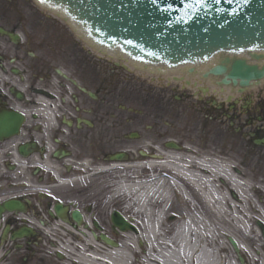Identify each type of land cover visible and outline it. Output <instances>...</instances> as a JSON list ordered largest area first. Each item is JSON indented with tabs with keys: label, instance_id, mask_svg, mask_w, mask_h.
Wrapping results in <instances>:
<instances>
[{
	"label": "flooded vegetation",
	"instance_id": "af4514ba",
	"mask_svg": "<svg viewBox=\"0 0 264 264\" xmlns=\"http://www.w3.org/2000/svg\"><path fill=\"white\" fill-rule=\"evenodd\" d=\"M0 28L6 31V34L0 32V72L7 79L27 87V94H34L37 89L48 92L56 76L57 61H61L62 67L68 71L69 65L62 61L66 54L67 59L76 58L77 62L73 61L76 64L75 76L82 86L94 94L92 97L89 92L79 93L74 116H69L71 126L65 138L61 136V127L66 122L68 107L62 97L67 95V85L61 81V104L52 116L49 113L41 116L40 106L33 100L31 106L35 107L36 113L33 121L28 122L25 134L28 141L36 139L39 142L40 164L27 169L26 173L36 185H8V148L6 144L0 143V204L10 198H16L24 204L22 212L3 215L4 224L10 225L12 230L23 225L35 227L34 234L14 241L7 240L1 247L4 250L1 264H57L53 237L49 233H42L39 227L53 232L51 224L58 219L55 213L58 204H62L72 225H76L72 218L74 210L81 211L94 224V221H99L102 204L99 194L92 191V186L59 185L56 184L55 175L66 179L70 174L78 173V168H81L79 165L69 166L63 155L79 164L88 158L98 162L117 150L118 142L122 141L118 134L121 128L124 129L123 141H127L126 135L132 128L129 121L133 118L126 117L123 121L117 114L121 97L130 99L129 88H120L127 72L114 62L90 58L75 42L65 39L59 41L60 34L55 20L42 12L34 0H0ZM79 53L82 57H79ZM9 83L3 82L7 95L0 89V107L3 108L13 106L12 100H17L11 93ZM35 95L38 96L37 93ZM186 97L184 93L179 99L180 107L185 104ZM20 103L25 107L30 106L28 101ZM192 104L196 105L200 113L212 108L215 119L211 117L214 120L221 121V117L226 119L224 126L229 132V138L236 144H242L248 156L255 157L258 166L264 171V95L250 91L224 97L211 94L205 98H196ZM53 124L58 127L49 129ZM210 130L211 134L216 133L217 126ZM47 141L54 148L49 154Z\"/></svg>",
	"mask_w": 264,
	"mask_h": 264
},
{
	"label": "bare ground",
	"instance_id": "6f19581e",
	"mask_svg": "<svg viewBox=\"0 0 264 264\" xmlns=\"http://www.w3.org/2000/svg\"><path fill=\"white\" fill-rule=\"evenodd\" d=\"M58 11L60 12L57 15L64 17V13ZM67 19L69 20V17ZM69 22L74 26V30L82 32L79 24L72 20ZM125 59L129 58L125 56ZM165 78L172 80L171 76ZM174 80L186 84H202L203 86L196 90L198 96H201L203 90L210 89L208 85L212 86L215 82L212 79L203 82L200 77L185 74L176 76ZM260 84L264 86V80ZM255 87L257 86H252ZM212 91L220 97L235 95L232 88L212 87ZM139 96L140 94H136L135 97L140 99ZM42 101V98L36 99V103H40V111L45 113L47 111L44 109L45 105L41 104ZM185 115L187 114L182 111L178 122L182 123ZM161 118L169 121L164 114H161ZM149 128L153 129V132H146L143 139L135 142V145L142 148L146 156L152 154L153 157L146 160L135 158V161L126 166L129 171L126 175L121 171L123 167L115 166L118 170L116 179L110 185L111 193L121 209L132 213L133 220L139 219L136 231H120L124 241L118 246H106L85 235L83 243H80L81 248L77 249L82 250L78 260L85 264H134L132 259L136 257L143 264H261V257L255 255L250 245L254 234L257 232L259 235L254 223H250L251 220H260L264 224V212H261L264 204V178L255 170V159L246 161L248 154L240 145L232 144L230 148L226 147L227 140L222 135L223 128L220 126H217V135L209 141L210 146L205 148L202 142L183 138L184 144L179 150L167 147L166 139L171 136L170 132L158 130L157 123ZM148 150H152V153ZM14 160L16 163L20 161L17 156ZM165 167L172 170L173 176L178 180L190 185L203 205L199 209L198 217L202 219L199 221L200 226L194 220L182 221L175 225L169 237L164 229L165 209H155L158 204L168 199L169 189L150 184V181L158 179L154 171ZM144 173H148L149 177H144ZM254 190L261 195V202L254 201L251 194ZM229 214H243V217L248 218L243 223L239 222L241 224L235 235L228 236L230 228L224 230L221 225L213 227L208 222V216H215L220 221ZM226 237H232L238 243V256H242L240 251L249 253L243 263L237 260ZM204 240L208 241V246L204 244ZM137 241H141L139 250H136ZM69 253L75 255V248L71 244L67 249V254Z\"/></svg>",
	"mask_w": 264,
	"mask_h": 264
},
{
	"label": "water",
	"instance_id": "95a60500",
	"mask_svg": "<svg viewBox=\"0 0 264 264\" xmlns=\"http://www.w3.org/2000/svg\"><path fill=\"white\" fill-rule=\"evenodd\" d=\"M49 1L64 5L92 36L110 45L132 40L134 44L128 47L134 55L147 56L144 48L176 62L186 57L202 59L217 48L264 49V0H247L243 4L212 0L208 9L191 16L188 22L175 18L180 5L177 0ZM219 72L218 69L216 73ZM261 74L256 67L235 60L227 77L234 82L241 78L247 84ZM22 121L19 113L0 114V135L16 133ZM114 221L123 228L129 226L119 214L114 215Z\"/></svg>",
	"mask_w": 264,
	"mask_h": 264
},
{
	"label": "rangeland",
	"instance_id": "374dc122",
	"mask_svg": "<svg viewBox=\"0 0 264 264\" xmlns=\"http://www.w3.org/2000/svg\"><path fill=\"white\" fill-rule=\"evenodd\" d=\"M50 15H53V14H50ZM54 16V15H53ZM54 18L57 20L58 22V31L60 34L58 36V40L60 41H63V39L65 40H69V42H76V43H79L81 45H83V47L87 50H90V46L85 42V40H81L78 36V34L76 32H74L71 27L66 24L65 22L62 21V19H58V17H55ZM59 44V43H58ZM92 49V48H91ZM95 49H92V52L94 51ZM91 51V50H90ZM95 52V51H94ZM93 52V53H94ZM67 55V54H66ZM65 55V57H63L62 61L66 64H68V68L73 72L75 73V68H76V64L73 62V61H76L74 58H70V59H67L68 57ZM106 60H108L107 58H105ZM77 62V61H76ZM134 68V66L132 67ZM136 68V67H135ZM140 75V73L136 70V72H134L133 75H130L128 76V79H123L122 80V86H125L127 88H129V90L131 91L130 93V101L126 98V96H122L121 97V101L119 103V106H118V109H117V114L119 115V117H121V119L124 121L126 119V117H130V118H133V120L131 121L130 124L134 122H138L139 125H131L132 128L135 129V131H137L138 133L141 134V139H143L142 136H144V134L148 131H152L153 132V129H150L148 128L149 126H152L154 127V124L157 123V128L158 130H162L164 133L165 132H172L171 134L172 135H175L177 136L179 140H181L180 138H183V136H185L186 138L188 137H195L197 134H196V125L198 124V122L196 121V118L198 117L201 122L204 123H207V125H211L212 122L214 121V116L212 114V108H208V107H205L204 105H200V106H203L205 108H208V110L206 111L208 115L206 114H203V113H198L199 111L196 112V109L194 108H197L193 105V107H185V104L183 105L184 107L183 108H186V112H184V114H187L185 115V122L183 121V123L180 125V123H178V120L180 119L181 116L178 117L177 113L176 112H173V116L174 118H171V122H172V127L170 128H173V129H170L168 128V125H166L164 123V120H157V117H161V113H162V109L164 110V117H167L166 116V113L165 111H169L171 112L172 108H171V105L173 104H176L177 102H173L171 101V99L169 98V103L168 106L165 105V103H168L165 101V99L169 97V94H171L172 92L173 93H178V91L180 93L183 92V87L180 86V84L176 85L174 83L171 84V88H167V82L166 81H163L162 83H158L157 82V77H150V76H145L146 74L144 75H141V76H138ZM164 80H166L164 78ZM159 86H163V87H166L167 89V93H162L161 91H158V87ZM151 88H153L154 90H151ZM156 88V89H155ZM173 89V90H171ZM187 90V89H186ZM264 90V89H263ZM262 90L261 92V95H264V91ZM169 91V92H168ZM156 93V98L158 95H161L164 94V96H166L165 99L163 98H159L158 100L156 98H154V95ZM162 93V94H161ZM136 94H140L139 98H143V96H146L147 100L144 102V101H136L137 98L135 97ZM154 94V95H152ZM184 93L180 94V96H183ZM189 96H191V94L189 93ZM134 98L136 100H134ZM187 98V97H186ZM155 99V100H154ZM125 100H127L126 102H124ZM157 101V102H156ZM187 102H191V99L190 98H187ZM142 103V104H141ZM154 103V104H152ZM205 104V103H204ZM123 105H126L128 107H131V108H134L135 109V112L134 113H130V112H123L122 110H124L121 106ZM175 107L176 105H174V109L173 111H175ZM178 109V108H176ZM198 110V109H197ZM178 111L180 112L181 109H178ZM210 116H213L214 119L210 118ZM176 118H178V120L176 121ZM194 118H195V124H194ZM220 119H222L221 121H214L216 122L218 125L221 124V123H224V118L221 117ZM130 122V121H129ZM185 123V124H184ZM226 124V123H225ZM140 126V127H139ZM199 127V126H198ZM197 127V128H198ZM195 129V130H193ZM199 129V128H198ZM210 129V128H209ZM180 131H183L182 134L179 133ZM122 133V129L118 130V134H121ZM206 135V139L205 140H210L212 141L213 138L216 136V134H213V135H208L207 133H205ZM235 143V142H234ZM132 145L133 143H127V147L129 145ZM211 145V143H210ZM118 146L122 147V146H125V144L123 142H118ZM136 155H139L138 153V147L136 146ZM134 150V148H133ZM133 156H131L132 158ZM253 158L252 157H246V161H250L252 160ZM256 161V159H255ZM255 169L258 170V165L256 163L255 165ZM110 170V171H108ZM261 170V169H260ZM105 173L104 175L100 174V176L97 177V179H90V180H86V181H83L84 183H88L90 184L94 190V193L95 191L98 190V194L100 196V199L102 197V193L103 195L106 197L109 195L112 196V193H111V190L112 188H110L109 186L115 181L116 179V175H117V171L118 170H115L114 167L112 169H105ZM121 171H123V173L126 175L129 171H128V168L126 169H122ZM259 171V170H258ZM260 172V171H259ZM147 178V176L149 177V174L147 173H144ZM264 176V175H262ZM157 181V182H156ZM156 181H152L150 182V184H153L154 186H161V182L165 183V187L166 188H169V197H168V200H167V205L165 204H158V206L163 205L166 206L165 207V212H164V217H163V220L165 223H172V224H176L178 223L185 215L189 218V221L190 220H194L195 223H197L199 225V221L202 220L200 217H198L199 215V212H198V209L201 208L202 205V201H200V198L199 196L193 191V189L191 188V186H188L186 185L184 182H182L181 180H178L179 182H181V184L183 186H186V188H189L190 190V193H192V196H190V193L189 191L187 190V195L184 191L182 192L181 191V187H177V185H175L173 183V179H170V178H164L162 179V181L160 179H157ZM164 188V187H163ZM178 189V190H177ZM182 192L179 193L180 191ZM194 192V193H193ZM184 193V194H183ZM112 201L111 203L107 202V205L108 206H111L112 205V210H122L121 209V206L119 205L117 199L113 198L110 200ZM118 204V205H117ZM106 207V206H105ZM104 208V207H102ZM127 217H133V215H131L132 213H129L127 212L126 209L122 210ZM251 216V215H250ZM209 219H208V222L209 224L216 226V225H221L222 229H228L230 228V233L232 234H236V229L240 226L241 223H239L240 221H242V223L244 222V220L248 219V218H245L243 217V214H240L239 216H232V214L230 215H226L223 220H217L215 218V216H208ZM235 218V219H234ZM241 218V219H240ZM99 219L101 220V223L104 224V226H106V231L111 234L116 240H118L119 242H123L124 241V238L122 235H119V234H116L113 232L112 230V226H111V222H110V212L108 209H106L103 214L100 213V216H99ZM136 221H134V223H139V219L135 218ZM204 222L206 224H208L206 222V219H204ZM250 223H254L255 224V220H251ZM200 226V225H199ZM255 235L253 236V239L250 241L251 244H255ZM244 255H246V257L248 258V255L247 253L244 252ZM57 264H62V263H59L57 262ZM68 264H71V262L68 261Z\"/></svg>",
	"mask_w": 264,
	"mask_h": 264
},
{
	"label": "snow or ice",
	"instance_id": "6c2138e0",
	"mask_svg": "<svg viewBox=\"0 0 264 264\" xmlns=\"http://www.w3.org/2000/svg\"><path fill=\"white\" fill-rule=\"evenodd\" d=\"M41 2L43 3L44 0H41ZM216 2L218 3L219 0H216ZM229 2H231V0H229ZM153 3H155V0H153ZM204 4V0H195V3H188L185 7L188 8V9H194L196 6H203ZM128 44H132V41L129 40L127 41ZM150 55L152 53H149Z\"/></svg>",
	"mask_w": 264,
	"mask_h": 264
}]
</instances>
